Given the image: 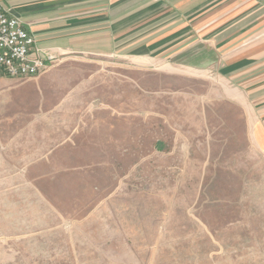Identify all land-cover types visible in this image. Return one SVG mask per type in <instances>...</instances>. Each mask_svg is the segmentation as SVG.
I'll list each match as a JSON object with an SVG mask.
<instances>
[{
    "label": "rangeland",
    "instance_id": "rangeland-1",
    "mask_svg": "<svg viewBox=\"0 0 264 264\" xmlns=\"http://www.w3.org/2000/svg\"><path fill=\"white\" fill-rule=\"evenodd\" d=\"M91 64L85 108L0 106V264H264L248 94L201 64Z\"/></svg>",
    "mask_w": 264,
    "mask_h": 264
},
{
    "label": "crops",
    "instance_id": "crops-1",
    "mask_svg": "<svg viewBox=\"0 0 264 264\" xmlns=\"http://www.w3.org/2000/svg\"><path fill=\"white\" fill-rule=\"evenodd\" d=\"M2 4L34 37L40 56L63 63L40 82L19 84L0 74V106L38 104L46 96L43 101L52 110L78 109L79 100L85 108L95 100L86 92L93 94L102 86L101 69L91 63L102 59L155 61L189 69L201 64L220 69L248 94L254 108L252 137L264 150V0H3ZM66 87L67 99L59 95ZM60 141L53 139L51 147L59 148Z\"/></svg>",
    "mask_w": 264,
    "mask_h": 264
},
{
    "label": "built area",
    "instance_id": "built-area-1",
    "mask_svg": "<svg viewBox=\"0 0 264 264\" xmlns=\"http://www.w3.org/2000/svg\"><path fill=\"white\" fill-rule=\"evenodd\" d=\"M0 0V74L12 78H35L59 61L38 54L34 37L22 21L9 14Z\"/></svg>",
    "mask_w": 264,
    "mask_h": 264
}]
</instances>
